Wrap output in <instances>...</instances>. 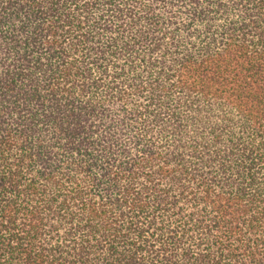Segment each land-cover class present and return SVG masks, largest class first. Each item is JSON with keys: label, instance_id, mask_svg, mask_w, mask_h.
<instances>
[{"label": "trees", "instance_id": "obj_1", "mask_svg": "<svg viewBox=\"0 0 264 264\" xmlns=\"http://www.w3.org/2000/svg\"><path fill=\"white\" fill-rule=\"evenodd\" d=\"M0 264H264V0H0Z\"/></svg>", "mask_w": 264, "mask_h": 264}]
</instances>
